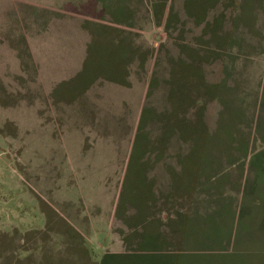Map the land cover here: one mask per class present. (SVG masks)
Masks as SVG:
<instances>
[{
	"label": "rangeland",
	"instance_id": "obj_1",
	"mask_svg": "<svg viewBox=\"0 0 264 264\" xmlns=\"http://www.w3.org/2000/svg\"><path fill=\"white\" fill-rule=\"evenodd\" d=\"M261 93L264 0H0V264H264Z\"/></svg>",
	"mask_w": 264,
	"mask_h": 264
},
{
	"label": "crops",
	"instance_id": "obj_2",
	"mask_svg": "<svg viewBox=\"0 0 264 264\" xmlns=\"http://www.w3.org/2000/svg\"><path fill=\"white\" fill-rule=\"evenodd\" d=\"M222 32H224L223 34L226 35V31L223 30ZM226 46H227V41L226 43H223V46L220 47V49L218 47L216 48L217 52H220L221 50V52L218 53L221 55V58L219 62L218 61L216 62V65L215 63H211L210 61L203 62V68L205 70L203 77L205 79V84L212 86L215 83L219 82L221 84H225L226 89L228 87H235L234 92H240L241 91V89H239L240 87H243L244 85H249V86L253 85V81L256 80V78L253 77V74H250V73H249V76H247L245 79L244 71H245V68L250 67L252 64L257 66V61L255 58H254V61H250L249 57L248 58L246 57V60L244 61H240L239 54L235 52V50H233L232 48L230 49V51H228V48ZM213 66L214 68H216V70H218V73L216 75L217 78L215 77V74H212ZM116 87L119 88L120 91L125 92L126 95H128L129 91L137 92L136 96L138 95V97L142 96L141 92L146 94V82L142 81V79L139 76H135L130 86L121 84ZM235 94L238 95L241 93H235ZM261 96L263 97V103H264V93H261ZM244 97H245V100H244ZM247 97H249V95H244L243 97H241V99H239L237 103L238 104L237 108L243 107L241 103H245V101L248 102ZM223 101H224V97L222 95L219 98H217V100L216 98L211 99L207 104L208 111L211 109L216 110L218 111V116L220 115V118L223 117L222 112H221L222 107H223V104H222ZM250 102L251 103L257 102L255 95L254 97L252 96V100ZM263 107H264V104H263ZM256 157H259V156H256ZM256 157H252L251 160L253 163L251 164L257 167L256 177L259 179V176L261 175V173H264V157L257 158V159Z\"/></svg>",
	"mask_w": 264,
	"mask_h": 264
},
{
	"label": "trees",
	"instance_id": "obj_3",
	"mask_svg": "<svg viewBox=\"0 0 264 264\" xmlns=\"http://www.w3.org/2000/svg\"><path fill=\"white\" fill-rule=\"evenodd\" d=\"M257 154H259V151H258V153Z\"/></svg>",
	"mask_w": 264,
	"mask_h": 264
}]
</instances>
